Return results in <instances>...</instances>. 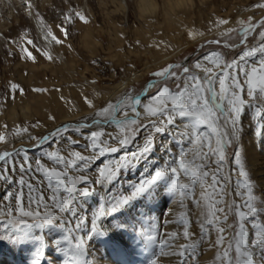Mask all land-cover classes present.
Instances as JSON below:
<instances>
[{"label": "rangeland", "instance_id": "1", "mask_svg": "<svg viewBox=\"0 0 264 264\" xmlns=\"http://www.w3.org/2000/svg\"><path fill=\"white\" fill-rule=\"evenodd\" d=\"M43 1L47 2L42 7L45 9L53 3L65 7L62 0H29V3L34 10H40ZM156 1L160 6L158 11L145 16L137 8L136 0H131L126 13L100 10L94 0L92 18L84 13L83 7L75 8L67 16L69 19L60 9L56 15L59 22L55 25L60 29L51 32L58 45L46 46L18 19L22 11L24 22L28 24L30 7L26 0H10V3L0 0V30L6 36L3 50L0 49V135L4 137L0 140V153L10 154L6 162L0 161V174L10 178L8 181L0 179V237H8L0 239V264H34L38 242H16L29 231L45 238L41 264H229V260L237 264L234 236L239 231V218L236 206H242L247 199L244 177L235 164L237 152L248 173L254 206L258 208L256 215H249L244 221L245 247L254 249L255 264H264V252L257 247L259 229L264 227V104L258 101L253 108L245 106L239 139L226 137L231 143L224 147L223 161L215 154L217 136L211 128L201 126L202 140L197 141L189 136L191 129L185 127L188 121L177 117L164 132L155 133L151 125L158 122L157 117L148 116L142 106L138 123L123 132L114 123L100 127L79 125L102 119L97 113L126 95L139 97L143 105L164 87L177 91V86L182 87L184 83V67L201 78L206 75L204 68L212 70L209 76L229 71L242 84L245 80L242 69L248 70L253 65L259 68L264 54L257 51L252 56L241 57L248 50L264 46V35H261L264 7H258L264 0H205V4L194 0V10L179 8L178 13H170L175 15V23L167 20L163 8L169 0ZM239 16L248 21L238 23ZM221 20L227 23L221 24ZM41 21L47 27L52 25L44 18ZM230 22L234 25L229 27ZM244 28L250 29L248 37L243 35ZM61 37L66 40L61 41ZM213 52L223 57L219 67L205 59ZM233 61L236 67L226 69L225 65ZM198 62L203 64L201 69L194 67ZM170 65L179 66L173 71L180 80L176 76L165 79L153 75ZM133 73H140V78L130 80L125 88L117 91ZM153 84L156 86L152 87ZM13 85L17 87L14 89ZM244 87V98L251 103L246 95L247 85ZM256 108L260 109L259 115ZM124 111L129 116L135 115L126 108L117 116L120 113L124 119ZM68 123L73 125L67 127V131L52 135ZM219 123L223 125V120ZM226 130L220 128L221 132ZM94 131L104 133L99 147L107 150L102 156L90 147L89 137ZM46 135L45 142L42 138ZM150 135V152L137 157L130 167L121 168L111 183H96L100 168L114 166L129 153L138 152ZM128 136L131 137L128 144H119V139ZM112 147L118 151L111 152ZM56 151L65 160H73V152L93 159L86 166L82 161L75 167L57 165L45 155ZM182 153H187L183 166L180 165ZM39 163L49 170L55 168L67 173V177H62L67 182L60 185L56 193L58 199L68 198L66 189L71 188L77 177L84 176L90 182L76 184L77 198L70 205L71 212L51 208L52 188L56 182H50L42 172L36 171ZM171 167L177 169L174 179L187 185L186 189L172 191L171 182L166 178L157 183L146 199L141 197L119 212L107 215L119 239L103 229V217L97 221L103 234L91 231V221L101 206L107 207V202L127 195L155 170ZM86 186L92 194L80 196L78 190ZM29 196L32 197L30 207ZM21 204L25 210L39 211L41 215L53 211L58 217L55 223L64 227L29 230L18 223L19 219L35 223L30 217L20 216L17 206ZM240 210L247 211L243 207ZM210 212L214 215H209ZM81 219L84 223L77 229L75 224ZM221 237L223 242L218 244ZM230 242L232 248H229ZM225 252H228L227 257ZM240 260L242 264L243 258Z\"/></svg>", "mask_w": 264, "mask_h": 264}, {"label": "snow or ice", "instance_id": "2", "mask_svg": "<svg viewBox=\"0 0 264 264\" xmlns=\"http://www.w3.org/2000/svg\"><path fill=\"white\" fill-rule=\"evenodd\" d=\"M258 7H264V4L258 5ZM76 15L80 16L82 20L85 19L80 13H76ZM85 22L87 21L85 20ZM220 23L224 24L227 23V21L221 20ZM249 30L250 29L248 28L243 29V35L245 37L248 35ZM48 35H51V32H49ZM261 35H264V33H261ZM53 39H55V37H53ZM29 43H31V41H29ZM257 51H259L261 54H264V46L244 52L241 59L252 56ZM205 59L219 67L223 57L219 52H213L211 55L205 57ZM174 67L179 66L170 65L164 68L162 71L153 73V75L156 77H163L165 79L176 76V79L180 80V77L177 76L173 71ZM194 67L196 69H201L203 64L202 62H198L194 65ZM235 67V61L225 65L226 69ZM203 70L205 71L206 75L201 78L196 73H189V68L184 67L183 72L186 74L183 78L184 83L182 87H180V85L177 86V91L173 92L169 88L164 87L161 89L158 95H156L147 104L143 105H141V100L136 96L126 95L122 100L117 101L115 104L109 103L107 107L101 109L97 113V116L101 117L102 119H93L92 122L97 125L114 122V124L121 129V132H123L125 128L138 123L141 113L137 111V107L142 106L144 112L148 116L157 117L158 122H153L151 125L153 131L155 133H162L166 130L167 125H171L175 122L177 117L183 118L188 121L185 127L191 129L189 133L190 138L194 137L197 141L202 140V134L200 132L201 126H206L207 128L212 129V132L217 136L215 154L218 155V159L220 161H223L224 147L231 143V139H226V137H234L239 139V125L241 122L242 113L245 110V106L247 105L249 108H253L256 106L258 101L261 104H264V58L260 60L259 68L256 65H253L248 70L242 69L245 75L243 84L239 81L238 77L231 76L229 71H223L222 73L209 76L208 73H211L212 70L209 68H204ZM244 84L247 85L246 95L247 97L251 98V103H249V101L244 98ZM217 85L219 86V90H217ZM155 86L156 85L154 84L152 85V87ZM12 87L15 89L17 86L13 85ZM169 104L171 107H168ZM126 108H130L135 115L129 116L128 113L124 111L123 115L125 118H118L117 113ZM256 114H260L259 108H256ZM220 120H223V125H220ZM221 127H224L228 130L221 132ZM65 131H67V127L59 128L52 135L55 136ZM103 134L104 133L102 131H94L89 137L91 140L90 147L97 151L98 155L101 156L104 155L105 151L107 150L104 147H99V145L102 143V141H100V137ZM3 139L4 137L0 135V140ZM129 139H131L130 136L124 137L119 139L118 142L121 145H126L128 144ZM42 140L46 142L48 137H43ZM71 142L76 143V141ZM151 148L152 136L150 135L146 138L145 143L140 146L138 152L129 153L122 159V161L118 162L114 166L105 165L103 168H100L99 178L96 180V183H111L121 168L130 167L136 162L137 157L142 158L151 151ZM117 151L118 149L116 147L111 148V152ZM9 155L10 154L8 152L0 153V161L6 162V158L9 157ZM45 155L49 159H52L57 165L64 164L67 166L70 164L73 167L76 166L78 161L84 162V165L86 166L87 163L93 159V157L82 156L79 152L72 153V156L74 157L73 160H65V158L62 157L58 151L47 152ZM186 155L187 153H182L180 156L181 166L184 165V156ZM235 164L239 166V174L244 177V186L247 190V199L245 200V203L242 206H236V214L239 218V222L237 224L239 231L234 236L235 252L237 254L235 259L237 260V264H241V257L243 258L242 264H255L253 259L254 249L251 247H245L246 229L244 221L249 215H256L258 208L254 206L252 186L248 180V173L244 171L242 158L239 152L235 154ZM36 171L42 172L44 177L50 182H56L52 188L54 195L52 197L53 203L51 208L59 209V211L62 213L72 211L70 205H72L73 201L77 198L74 191L76 190V184L79 182L86 184L90 183L84 176L77 177L72 181L71 188L66 189L68 192V198L66 200H61L57 198L56 193H59L60 191L59 186L67 182L65 179H62V177H67V173L63 170L57 171L55 168L49 170L42 163L37 165ZM185 171H187V169H185ZM176 176L177 169L174 167L155 170L153 174L147 176L144 180L140 181L136 186H134L127 195L114 198L113 201L107 202V207L101 206L91 221V231L96 235H102L103 232L100 231L99 225L97 224V221L100 220L101 217L119 212L132 201L139 200L141 197L146 199L148 196L152 195V189L159 181H163L166 178L169 179L171 182L172 191L174 192L177 190V188L186 189L188 186L180 183L178 178L174 179ZM0 179L8 181L10 178L7 175L0 174ZM213 180L215 181V177H213ZM20 183L24 184V181L21 180ZM31 190L32 189L30 187L29 191ZM78 192L79 195L83 197H88L92 194L89 190V187L87 186L79 189ZM31 202L32 197L29 196V207ZM48 207V205H45V208ZM241 207L247 209V211H241ZM17 210L19 211L21 217H30L31 220L35 222L34 224H28L24 219L18 220L19 224L24 225L29 230L32 228H38L39 230L43 231L46 227H64V225L55 223V221L58 220V217L53 211H45V213L41 215L39 211L25 210V207L22 204L17 206ZM8 214H11V208H9ZM209 215L214 214L210 212ZM13 219L14 222H16V218ZM83 223L84 220L81 219L80 223L75 224V227L79 229L80 224ZM218 231H222V229H218ZM187 235L188 233L185 232V236ZM0 239H8V237H0ZM30 240L38 242L37 258L34 260V264H41V260L44 256V248L46 246L45 238L41 235H33L29 231L28 233H24V235L17 239L16 242L24 243ZM222 242L223 237L217 241L218 244ZM232 246L233 245L230 242L229 248H232ZM189 247H194V245H190ZM257 247L261 252H264V227L259 229ZM76 248H79V244L76 245ZM179 254L183 255V252H180ZM224 256L227 257L228 252H225ZM229 264H232L231 260H229Z\"/></svg>", "mask_w": 264, "mask_h": 264}, {"label": "bare ground", "instance_id": "3", "mask_svg": "<svg viewBox=\"0 0 264 264\" xmlns=\"http://www.w3.org/2000/svg\"><path fill=\"white\" fill-rule=\"evenodd\" d=\"M10 0H8V3ZM48 1V0H47ZM74 3H73V2ZM62 0V2L64 3V6L62 8L61 5L59 4H56V3H53L51 7H48V8H42L43 7V4H46L47 2L43 1L41 3V8L40 10H34V8H32V4L29 3V0H26V4H27V7H30V15L28 16L27 18V23L26 24L24 22V18L25 17L21 12L22 11H19V16H18V19L23 22L26 26H28L31 30L34 31V34L36 35V38L39 39V41L43 42L44 44H46V46H49V45H58V40L55 38L53 39V37H55V35H52V33H54L55 31L57 32L58 29L60 28H57V24H58V20H57V17L56 15H58V11L60 9H63L64 11V17H67L69 15H71V13H73L74 9L77 7H83L84 9V13L89 16L90 18L93 17V8H92V4H93V1L94 0ZM96 3H97V7L98 9L100 10H105L106 12L110 11V13H117L119 12V10L123 11L124 13H126L127 9H129L130 5H131V0H95ZM134 2V1H132ZM207 3L205 0H202V4L203 3ZM18 3V2H16ZM136 5H137V8L139 9L140 13L145 16L148 12H151V13H156L158 11V7L159 4L157 3L156 0H136ZM204 3V4H205ZM133 5V4H132ZM96 6V5H95ZM167 6V7H166ZM194 0H169L167 3H165L163 5V8L164 10L166 11V15L167 16V20L171 23L173 22L174 20L176 21L177 19L174 18L173 19V16H175L174 14H170V13H178L176 12L177 10L176 9H179V8H190V9H193L194 8ZM136 7V6H135ZM167 8V9H166ZM112 9V11H111ZM132 9V8H131ZM136 9V8H135ZM134 9V10H135ZM189 9V10H190ZM194 10V9H193ZM104 11V12H105ZM131 11V10H130ZM137 11V10H136ZM36 12L38 13L36 14ZM139 13V14H140ZM138 14V13H137ZM116 15H119V14H116ZM121 15V14H120ZM177 15V14H176ZM39 16L41 18H44V20H48L50 22H52V25H48L49 27V30L51 33V35H48L49 31H48V27L44 24V22L41 21V18H39ZM122 16V15H121ZM125 16V15H124ZM139 16V15H138ZM73 16H71L72 18ZM112 17V16H111ZM68 18V17H67ZM120 18V17H119ZM143 18V17H142ZM66 19V18H65ZM69 19V18H68ZM109 19V18H108ZM111 19V18H110ZM124 19V18H123ZM93 20H95L93 18ZM173 20V21H172ZM179 20V19H178ZM174 21V23H175ZM181 21V20H180ZM246 19H244V17H241L239 16L238 17V23H246ZM92 22V21H91ZM56 25V26H55ZM111 25V24H110ZM115 25V24H114ZM234 25L233 22H230L228 24V26H232ZM46 26V27H45ZM112 26V25H111ZM225 27V26H224ZM226 28V27H225ZM114 31V30H113ZM120 31V30H119ZM55 32V33H56ZM4 32H2L0 30V49L3 50L2 48V45L4 43V40H5V37L3 35ZM90 35V34H89ZM62 38V37H61ZM60 40V39H59ZM62 40H66L65 37L61 39ZM4 52V51H3ZM141 76L140 73H133L126 81L122 82L118 87H117V91L118 89H123L126 87V84L130 81V80H137L139 79ZM159 94V93H158ZM156 94V95H158ZM155 95V96H156ZM154 96V97H155ZM152 97V98H154ZM146 102V101H145ZM142 103V102H141ZM140 107V106H139ZM142 108L140 107V112H141ZM118 118L122 119L121 118V114L119 113L118 115ZM93 127H100V125H95ZM101 225L103 227V229L107 232V234H109L110 236L112 237H117L119 239V236L118 234L115 232L114 228L112 227V225H110V223L108 222V219H107V215L103 217V219L101 220Z\"/></svg>", "mask_w": 264, "mask_h": 264}, {"label": "water", "instance_id": "4", "mask_svg": "<svg viewBox=\"0 0 264 264\" xmlns=\"http://www.w3.org/2000/svg\"><path fill=\"white\" fill-rule=\"evenodd\" d=\"M264 19V17L261 19V20H263ZM246 37H248V35L246 36ZM139 98V97H138ZM140 99V98H139ZM138 111V110H137ZM114 123V122H113ZM107 124H109V123H104V124H101V125H107ZM73 124H71V123H68L67 125H66V127H71ZM79 125H86V127H93V126H95V125H97V124H94L93 122L92 123H90V124H87V123H79ZM100 125V126H101ZM77 126V125H76ZM63 127H65V126H63ZM45 137H48L47 135L45 136ZM39 145V144H38ZM33 147H31V148H27V147H24V149H28V150H30V149H32Z\"/></svg>", "mask_w": 264, "mask_h": 264}]
</instances>
